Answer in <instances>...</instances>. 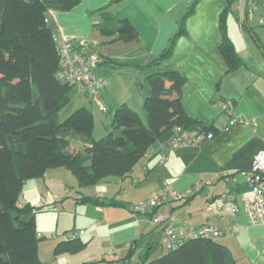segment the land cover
<instances>
[{
    "label": "crops",
    "instance_id": "obj_1",
    "mask_svg": "<svg viewBox=\"0 0 264 264\" xmlns=\"http://www.w3.org/2000/svg\"><path fill=\"white\" fill-rule=\"evenodd\" d=\"M113 2L116 9L114 12L121 15L120 18H126L134 27L135 41H126L119 35L110 37L112 30L108 35L100 32L106 15H110L105 8L110 7ZM227 6L228 0H79L68 10L52 9L48 12L47 19L57 39H65L74 46L84 39H97L93 42L96 46L90 51L97 50L99 54V63L93 70L106 82L100 91L105 103H111L115 107L119 103H126L145 119L143 101L150 93L147 76L154 72L173 70L185 79L180 97L187 113L205 125L208 133H212L210 138H206L204 134L200 145L172 148L168 145L171 131L165 132L147 149L128 176L119 177V184L115 183L113 189L108 190L107 183L96 187V195L100 198L97 199L100 202L106 200V203H97L94 214L104 216L81 217L80 211L77 213L75 210L77 217L74 227L80 216L90 222L93 229L91 237H97L101 233L100 228L105 229V236L113 246L114 254H105L104 261L112 256L114 259L112 257L111 260L123 258L130 247L135 249L139 244L138 236L142 235L139 233L143 231L149 236L148 242L152 241L154 230H148L150 227L146 222L151 221L157 213L168 215L167 222L175 226L184 223L192 227L204 223L225 225L232 218L235 228L230 237L233 241L230 242L231 245L222 243L232 253L236 250L244 253L252 264L264 261V225H248L242 209L238 208L236 214L232 215L228 206L217 209L216 202L212 201L227 188L235 194L236 199L242 192L247 193L244 173L249 170L255 152L264 150V32L257 34L253 30L254 26H249L246 22L239 29L226 20V32L240 58L238 66L229 70L220 51L223 40L221 16ZM181 27L183 31L176 37L170 55L159 64L141 68L166 48L170 38ZM103 35L108 39H102ZM99 42L101 44L97 47ZM119 44L121 46L117 47ZM107 63L121 67L127 74L132 73L133 77L126 83L122 79H116V74L108 78L107 75L98 74ZM108 67L111 70L116 68ZM116 80L121 82L122 88V97L119 99L109 93ZM133 80L136 82L133 83ZM227 100L233 102L231 113L222 107ZM232 116L239 118L240 122L232 124ZM92 136L97 139L93 131ZM71 143L77 150L86 146L80 139H72ZM61 174L58 169L49 168L42 176L25 180L18 203H30L34 206L43 204L45 210H49V201L54 204L63 198H58L61 195L58 194L59 190L62 196L70 193V178L66 174L59 176ZM204 178H210L212 183L185 203L175 200L164 203L154 209V212L142 214L141 219L130 210V205L141 199L135 200L133 192L128 190L145 187L148 196L165 186L183 191ZM82 195L84 194L80 190H76L74 198ZM109 199L115 200V203L107 204ZM76 203L88 211V207L82 205L84 202L76 200ZM212 207L215 209L213 213ZM103 219L109 220L106 225ZM74 230L83 229L73 228L71 231ZM71 231L69 234L66 232L64 235H57L58 240L68 238ZM84 232L85 230L80 233V238Z\"/></svg>",
    "mask_w": 264,
    "mask_h": 264
},
{
    "label": "trees",
    "instance_id": "obj_2",
    "mask_svg": "<svg viewBox=\"0 0 264 264\" xmlns=\"http://www.w3.org/2000/svg\"><path fill=\"white\" fill-rule=\"evenodd\" d=\"M233 1L228 0L221 16L223 40L220 51L229 70L236 68L240 61L226 32L225 13ZM78 2L0 0V264H41L38 241L44 237L37 231L36 213L46 207L18 203L25 180L40 177L45 170L57 167L70 170L80 187L95 185L107 176L124 178L156 139L174 127L198 131L202 135L208 133L205 125L194 120L184 108L180 91L185 79L173 70L147 76L150 93L143 101L145 119L126 103L109 110L111 124L105 136L93 138L94 117L86 107L75 109L61 121L57 119L58 112L68 104L69 91L75 83L61 81L56 75L59 53L47 15L52 9L68 10ZM110 18L106 15V20ZM118 20L119 37L135 41L132 24L126 18ZM109 31L111 29L107 26L100 28L102 34L108 35ZM182 31L181 27L158 56L140 67L154 66L168 57ZM72 139H80L86 146L77 150ZM198 192L178 200L185 203ZM219 196L212 201L217 202ZM75 199L82 203H104L85 195ZM114 203L115 200L107 202ZM79 231H71L68 238L59 240L53 248V255L75 254L83 250L87 243L80 238ZM154 244L149 241L146 251L139 256L141 262L132 260L134 247H130L123 258L108 261L236 264L230 249L219 239L188 238L177 248L149 260Z\"/></svg>",
    "mask_w": 264,
    "mask_h": 264
},
{
    "label": "rangeland",
    "instance_id": "obj_3",
    "mask_svg": "<svg viewBox=\"0 0 264 264\" xmlns=\"http://www.w3.org/2000/svg\"><path fill=\"white\" fill-rule=\"evenodd\" d=\"M236 6H237V1H233L231 9L227 11L226 20H227V22H229L228 24L234 23L239 28L240 23L237 19ZM105 11L110 12L109 16L111 18L109 20H106V21L104 20L103 26L105 25L112 30V36H110V37H117V35H119L118 34V27L120 25L118 19L121 17V15L114 12V11H116L114 2L112 5H110V7L109 6L106 7ZM245 22L249 26H251V25L254 26L253 30H256L257 34L261 35L264 32V0H257L256 5L253 8V15L248 16L245 19L244 24H245ZM54 30H55V28H54ZM104 36L105 35H103L102 37H104ZM98 38H101V36ZM102 39H108V38L104 37ZM84 40H88L89 43H93V42H96L97 39L88 38V39H84ZM101 42H99V44L97 43V47H99ZM120 46H121V44H119L117 47H120ZM108 66L116 67V65L113 63H107L106 66H103L100 69V72L97 71L98 74L103 75V76L107 75V78L112 74L113 75L116 74V75H118V77H116V79H122L126 83H128L130 78L133 77L132 73L127 74V71L122 70L121 67H119V66L115 68L116 71L111 70ZM135 82L136 81L133 80V83H135ZM120 85H121V82H119V81L117 82V80L113 81V84H112L111 88L109 89V93L112 96H114L115 99H119L122 97V88L120 87ZM69 98L70 99H69L68 104L58 112V115H57L58 120H60V121L63 120L66 116H68L71 112H73L78 107L86 106L93 113V117H94L93 133L96 135V138H100V137L108 134L109 129H110V124H111V113L109 110L114 109L117 106L115 107V106H112L113 104L111 105V103H108V104L105 103L104 99L101 97V93L99 92L97 94V98L102 103V105H104V107H105L104 111L100 110L99 106L96 104V102L92 98V95L85 92V90L81 91L76 84L71 86L70 91H69ZM119 104H122V103H119ZM56 169H58V171L62 173L59 176L62 177L65 174L69 176L70 181L72 183V185L71 184L70 185L72 187H71L70 193H68V195L62 196V193L59 190L58 194H61V195H59L58 198L59 199L61 197H63V198L61 200H58L54 204L50 203V201H49L48 202L49 204L47 205V208L49 210L43 209V210L36 213V228H37L38 232H40L42 234V236L44 237L38 241V256H39V259L41 260V264H79L77 262L81 263V262H92V261H98L97 264H109V262L104 261L103 258L105 256V254L112 253V255H113L114 252H113V246L110 245V241H109L108 237L105 236V234H106L105 229L100 228L101 233L99 235H97V237L96 236L91 237V235H92L91 230H93V229H91L90 222L88 223V221H85L81 218L82 215H87L90 217H92L94 215L95 216L102 215L100 213L94 214V211L96 210L97 204L96 203H83L82 204L83 206L88 207L87 208L88 211H85L84 207L81 208L80 206H78L74 197L76 196V190H80V192L82 194H84L85 196H91L93 198L100 199L96 195L97 190H98V188H96V187L99 185H103L104 183H107V185L109 187L108 190H111L114 188L115 183L118 182V184H119L120 178L117 176H107L95 185L79 187L77 185L75 177L71 174L70 170H68L67 168H64V167H58ZM104 180H107L108 182H103ZM124 183L126 185V182H124ZM128 191L133 192V196H134L135 200L141 199L138 202H136V201H135V203L133 202L132 205H135L141 201L147 200L148 198H150L154 194L153 193L150 196H148L146 188L141 187V186L138 187L137 189H131ZM146 196H148V197H146ZM116 199H117V197H116ZM127 200H132V199H127ZM109 201H110V199H109ZM175 201H180V200H175ZM103 202L106 203V200H103ZM55 204H57V205H55ZM127 207L129 209V206H127ZM75 210L77 213H78V211H80V213H81V217L80 216L78 217L76 227H74L75 226L74 224L76 223V217H77L75 215ZM130 210H131V205H130ZM213 212H215L214 207H212L211 213H213ZM142 214L143 213H137L136 215L139 219H141ZM157 214H154L153 216H155ZM102 216H104V215H102ZM103 221L105 222V225H106V222H108L109 220L103 219ZM146 223L150 227L148 230H150L152 228L154 230L152 232L153 238H151V239H153V240L151 241V243L155 242V244H154L153 251L149 255V260H151V259H154V258L160 256L161 254L167 252L169 249L166 247V245L162 241L160 227H158V226L155 227L154 224L152 223V221H148ZM148 225H146V230H147ZM73 228L85 230L84 235L81 236L83 241H86V243H87L85 248L83 250H81L80 252L75 253V254L63 253V254H60L58 256H54L53 255V248H54L55 244L59 241L58 236L64 235V234H66V232L69 234V232L71 230H73ZM65 230H67V231H65ZM143 233H139V235L140 234H142V235L138 236L139 244L137 243V247L135 248V252L133 254L132 260L136 259V260L140 261L139 256L141 257V255H143V253L146 251L147 244L149 243L148 242L149 236H148V234H146V231H143ZM219 241L224 242L228 245H231L230 242H232L233 240L229 236L227 238L219 239ZM231 254H232V257H234V259L236 260V264H252L247 259L245 254L241 253L238 250H236L234 253H231ZM112 257L108 260H111ZM113 259H114V257H113ZM259 264H264V261L260 262Z\"/></svg>",
    "mask_w": 264,
    "mask_h": 264
},
{
    "label": "built area",
    "instance_id": "obj_4",
    "mask_svg": "<svg viewBox=\"0 0 264 264\" xmlns=\"http://www.w3.org/2000/svg\"><path fill=\"white\" fill-rule=\"evenodd\" d=\"M237 1V19L240 26L243 25L248 16L253 15V8L257 0H234ZM56 40V46L59 53V69L57 77L61 81L73 82L80 89L85 90L92 95V98L100 109L105 108L101 105L97 94L105 86L106 82L94 72V67L99 63V55L97 50L90 51L96 46V43L89 41H81L77 46L72 45L65 39ZM90 51V52H89ZM222 107L228 113H231L233 102L227 100ZM231 123H238L240 119L231 117ZM202 134L198 131L183 130L180 127H174L168 139L169 147H180L187 145H200ZM212 133L206 134V138H210ZM246 175V185L248 192H242L236 199L235 194L229 189H225L220 193L216 202L217 209L226 205L230 208L232 215H235L238 208L242 209L246 216L248 225L262 224L264 225V150L255 152L252 163ZM210 178L199 179L188 189L178 191L165 186L156 191L147 200L141 201L131 206L134 213H147L155 207L164 203L184 198L192 192L200 191L204 186L210 185ZM239 201V202H238ZM168 215L157 214L151 218V221L157 226L160 225L161 238L168 249H175L180 246L183 241L192 237H205L214 240L222 239L234 234L235 223L229 220L225 225H217L215 223H204L198 227H192L188 224L175 226L167 222ZM83 231L80 230L79 233ZM116 264H126L125 262H117ZM130 264H139L131 262Z\"/></svg>",
    "mask_w": 264,
    "mask_h": 264
}]
</instances>
